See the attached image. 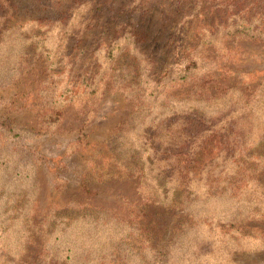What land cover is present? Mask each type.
Instances as JSON below:
<instances>
[{
    "label": "rangeland",
    "instance_id": "obj_1",
    "mask_svg": "<svg viewBox=\"0 0 264 264\" xmlns=\"http://www.w3.org/2000/svg\"><path fill=\"white\" fill-rule=\"evenodd\" d=\"M8 1L0 264H264V0Z\"/></svg>",
    "mask_w": 264,
    "mask_h": 264
},
{
    "label": "trees",
    "instance_id": "obj_2",
    "mask_svg": "<svg viewBox=\"0 0 264 264\" xmlns=\"http://www.w3.org/2000/svg\"><path fill=\"white\" fill-rule=\"evenodd\" d=\"M53 1H59V0H53ZM0 5H2V7L5 5L6 8L9 9L10 12H12V16L14 15L15 12H17L16 8H13L12 6H10L8 0H0ZM255 6H256L255 4L249 6L246 9L245 13L246 14L252 13L254 11ZM94 12H96V11L93 10L92 13H94ZM128 12H131V10L129 9ZM258 15H259V17L264 18V11L259 12ZM258 19L259 18H257V20H255V22L253 20L245 19L240 24L235 23L234 24L235 30L233 31V35L234 34L235 35H241V36L248 38V39H254L257 41H261L263 39V35H264V32H263L264 27H262L261 25H256V21H258ZM228 33H230V31ZM130 35H131V37H133V34H130ZM113 40L114 41L112 43V48H111L112 50L117 47L116 38H114ZM179 58L180 59L177 60L176 64L180 66L184 63V57L180 56ZM190 64L191 63H188V65H190ZM185 71H187V70H185ZM197 121L199 122L200 127H202L205 124L211 123L210 121L205 122L204 119H198ZM236 123H237V121L232 120V118H230V117H226V118H224V120L221 121V124L219 126H215V127L210 126L206 130H201L197 134H191L189 122L182 121L179 124V130L176 132L178 143L182 146L188 147L191 150L195 148V149H199V151L202 150L205 153L206 152L210 153V152L214 151V149H220L224 143L231 142L232 144L237 145L238 141L236 140V138L233 135V133H234L233 130L235 128ZM241 126L244 127V122L242 120H241ZM242 151H244V150H241V153H242ZM241 153L239 154V157H243V154H241ZM185 171L187 172V171H189V169H186ZM184 193L190 194V187L189 186L186 185L184 187V191H183L182 195ZM180 200H181V198H180ZM180 200L172 197V198H170L169 202H166V203H167V205L179 204L178 206H181V205H183V203ZM163 202H165V201H163ZM185 210H186V208L182 209V211H185ZM183 213H186V211Z\"/></svg>",
    "mask_w": 264,
    "mask_h": 264
}]
</instances>
